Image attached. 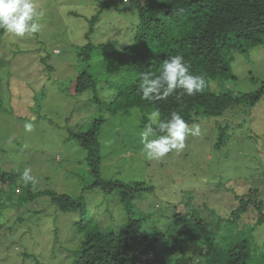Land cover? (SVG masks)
<instances>
[{"label":"rangeland","instance_id":"374dc122","mask_svg":"<svg viewBox=\"0 0 264 264\" xmlns=\"http://www.w3.org/2000/svg\"><path fill=\"white\" fill-rule=\"evenodd\" d=\"M35 2L42 25L39 33L16 37L0 29V171L16 180L0 185V264L38 260L70 264L85 238L77 224L82 217L87 227L124 232L128 212L121 189L93 184L97 177L88 151L72 136L87 131L100 115L107 117L98 134L100 175L105 181H140L152 188L135 195L132 216L142 218L144 233L151 234L154 228L165 233L159 248L170 245V235L178 233L175 215L180 212L185 218L205 219L210 229L219 231L216 239L221 241L248 238V264H264V222L255 224L260 211L252 207L233 222L220 220L230 217L252 188H259L258 197L264 200V94L256 104L199 117L194 123L201 127L200 136L189 137L179 153L149 161L139 139L142 111L124 116L106 109L115 90L106 87L109 71L101 50L97 48L85 65L79 63L77 48L88 41L89 19L101 0ZM108 12L101 11L91 40L126 45L134 36L137 18L133 24L134 13ZM229 58L235 78L213 81V88L239 95L259 91L264 83V45L235 51ZM85 67L100 81L103 108L95 103L93 91L74 94V81L67 87ZM26 123L32 124L31 132L25 130ZM222 130L224 143L218 146ZM25 167L32 169L35 185L20 180ZM30 187L38 194L34 198L28 196ZM46 190L81 197L84 207L64 211L50 194L42 193ZM191 244L189 240L190 254L195 256Z\"/></svg>","mask_w":264,"mask_h":264},{"label":"trees","instance_id":"16d2710c","mask_svg":"<svg viewBox=\"0 0 264 264\" xmlns=\"http://www.w3.org/2000/svg\"><path fill=\"white\" fill-rule=\"evenodd\" d=\"M99 3L101 7L98 12L89 19L90 26L86 33L88 41L78 46L77 54L79 63L85 65L93 58L97 48L101 50L103 62L109 71L106 87L115 90L113 99L106 107L110 114L126 116L133 110L140 109L144 126L148 123V114L159 108L161 118H169L171 112L175 111L193 124L204 115L221 116L233 106L256 104L262 98L264 83L257 92L239 95L228 89L217 91L212 82L235 78L229 58L233 52L264 45V0H128L127 4L123 0H101ZM104 9L110 15H113L114 9L130 15L134 13L133 24L137 18L134 36L132 35L126 45L119 47L116 41L95 44L91 40V34ZM177 54L185 58L191 72L204 77L206 83L203 92L188 96L180 95L183 90L177 89L166 101L142 100L138 89L142 74H158L162 62ZM48 67L52 68L51 65H47ZM73 81L76 83L74 94L93 91L95 103L100 108L104 107L98 97L100 81L86 67L71 77L68 88ZM106 121L107 117L100 115L87 131L74 132L72 136L88 151L87 160L97 177L93 184L109 190L115 187L121 189L128 220L124 232L120 234L87 227L82 217L77 224L81 231H85V238L70 264H248L251 255L248 238L239 242L216 239L219 231L210 229L205 219L195 215L185 218L184 213H176L175 225H179L178 233L170 235L172 241L168 246L159 248L165 237L160 229L154 228L151 234L143 232L142 218L132 216V200L136 194L152 188L140 181H105L100 175L102 158L99 153L98 134ZM223 135L222 130L218 146L224 143ZM7 180L16 181L13 174L0 171L1 187ZM36 193L32 192L31 187L28 189L29 198L37 196ZM42 193L50 194L64 211L84 207L81 197L73 198L52 190ZM258 194L259 188H252L240 198L239 207L231 216L221 217L220 220L233 222L250 208L256 207L261 215L255 224H262L264 200ZM253 229L254 227L250 231ZM197 238L199 243L194 242ZM189 240L195 256L190 254L191 248L187 245ZM37 264L46 263L38 260Z\"/></svg>","mask_w":264,"mask_h":264},{"label":"clouds","instance_id":"9594fccd","mask_svg":"<svg viewBox=\"0 0 264 264\" xmlns=\"http://www.w3.org/2000/svg\"><path fill=\"white\" fill-rule=\"evenodd\" d=\"M124 4L128 0H123ZM38 21L35 0H0V29L16 37L32 36L41 31ZM205 79L202 75L190 71L189 64L182 55H172L165 59L158 74L144 72L138 89L141 99L149 102L166 101L176 93L193 96L203 92ZM31 123L25 124V130L31 132ZM201 135L199 124H190L178 112H171L169 118H161L159 108L148 114V123L139 132L140 143L143 145L144 157L149 160H163L170 152H181L186 147L189 137ZM20 180L25 185H35L37 180L30 167L20 173Z\"/></svg>","mask_w":264,"mask_h":264}]
</instances>
